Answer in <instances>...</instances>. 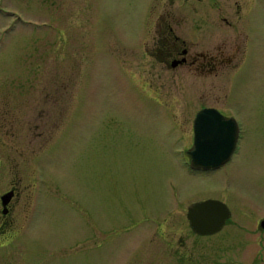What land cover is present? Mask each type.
<instances>
[{"label": "rangeland", "instance_id": "obj_1", "mask_svg": "<svg viewBox=\"0 0 264 264\" xmlns=\"http://www.w3.org/2000/svg\"><path fill=\"white\" fill-rule=\"evenodd\" d=\"M176 3L0 0V197L13 184L25 191L12 236L0 241V264H155L165 239L138 249L133 218L141 223L140 205L155 211L158 203L162 221L171 175L185 177L179 191L191 197L171 206V230L206 256L192 264H264V231L255 229V217L264 219V0H248V32L239 35L223 24L200 42L191 22L196 46L237 43L250 49L248 65L217 84L193 79L158 93L135 77V57L153 44L152 14L193 13ZM202 106L242 115L247 130L232 163L190 178L167 150L191 144ZM205 197L227 203L233 217L200 237L187 225L186 203Z\"/></svg>", "mask_w": 264, "mask_h": 264}, {"label": "flooded vegetation", "instance_id": "obj_2", "mask_svg": "<svg viewBox=\"0 0 264 264\" xmlns=\"http://www.w3.org/2000/svg\"><path fill=\"white\" fill-rule=\"evenodd\" d=\"M159 1L162 6H174L177 1L184 2L181 6H188V10L193 12H182L174 13L170 9H166L165 12H156L152 14L150 30L153 27L155 35L152 38V45L146 47L145 49H137L140 51L142 57H135V59H140L139 63H136L138 72L135 73V77L141 80L142 83L153 87L158 93H162L163 87L174 86V85H189L191 80L200 81L202 84L212 83L217 84L222 77L226 76L231 70L243 69L249 64L248 56L250 55V49H241L239 44L235 43L233 47H230L223 43H217L215 45L209 46L207 48H199L195 45L193 37L196 35L194 30H192L191 22H199V31L201 32V41L207 42L205 34L209 32L212 34L214 29L219 25H225L232 29L233 34H240L242 31L248 32L247 28L249 26V21L251 16L249 13V3L248 0H156ZM157 11L160 10L161 6L156 7ZM187 23V24H185ZM198 28L196 25L193 29ZM248 36V34L246 33ZM247 51V53H246ZM246 54V56H245ZM245 61L243 63V59ZM234 73V74H235ZM238 72L233 77L234 81L239 78ZM241 76V75H240ZM161 91V92H160ZM161 96L160 94H158ZM207 108L217 109L227 120L233 119L238 129V139L235 149L230 157V159L220 168L204 170L195 169L192 167L193 155L192 153L196 149V120L198 115ZM186 112V111H185ZM170 118V116H168ZM247 130V125L245 119L242 115H232L228 114L226 111L215 108L213 106H202L192 119V135L191 144L185 145L182 148H176V141L167 150V153H171L176 156L177 160L181 164V168L185 169V174L187 177H195L196 175L206 176L213 173L216 170H222L227 165L232 163L236 155L239 153L240 148L243 146L244 131ZM170 131H177V127H172ZM180 131V130H179ZM172 150V151H170ZM175 152V153H174ZM165 184L166 193L163 198H166L169 194L167 201L168 209L164 213L162 221L157 218L160 217L158 214L160 206H158V201L160 197L156 199L154 205L155 211L149 206L141 207L143 211L141 223H136L137 219L133 218V222L136 225V237L138 249H144L146 247V242L149 241L147 250L151 249L153 242L158 236H162L165 239L164 243L157 244L155 247V264H192L193 262L200 261L201 258L205 259L206 256L203 255L202 250H196L195 246L190 243L183 235L178 237V232L171 230L175 223H170V218L174 213L177 212L175 207L171 206L179 204L183 201L190 199V196H185L180 193L182 177L177 175L176 177L171 175L167 177ZM189 180H184L183 183H187ZM168 190V191H167ZM7 193H12L11 200L7 207L2 204V196ZM20 184H13L7 192L1 195V206L0 209V241L8 239L12 236V231L14 229L13 214L16 207V203H19L23 194ZM158 195V194H156ZM28 196V195H27ZM29 197V196H28ZM196 197V196H193ZM146 199L138 197L139 202L145 203ZM207 200H218L227 205L230 215L226 220L223 228L214 234H200L192 226L191 220L189 218V208L195 204ZM153 202V201H152ZM160 203V202H159ZM148 204V203H146ZM152 209V213L150 212ZM171 210V212H170ZM151 213L149 216H145ZM168 216H167V215ZM171 215V216H170ZM149 217V218H146ZM233 217V209L224 201L217 198L205 197L203 199H198L194 201H189L186 203V218L188 220L187 225L191 231H193L197 236H213L220 233L223 229L231 222ZM255 217V229L259 227L264 231V219H258ZM146 221V226H145ZM147 222L149 224H147ZM119 229V233L123 230ZM175 228H178L175 226ZM150 229L153 232H150ZM167 230V231H166ZM117 232V233H118ZM150 238L149 240H147ZM144 241V242H143ZM151 242V244H150ZM131 245H135V241L131 239ZM144 243V244H143ZM122 247L123 245L119 243ZM127 245V242H126ZM145 250V249H144ZM143 250V251H144ZM201 254V255H199Z\"/></svg>", "mask_w": 264, "mask_h": 264}, {"label": "water", "instance_id": "obj_3", "mask_svg": "<svg viewBox=\"0 0 264 264\" xmlns=\"http://www.w3.org/2000/svg\"><path fill=\"white\" fill-rule=\"evenodd\" d=\"M233 119L227 120L217 109H204L196 120V149L192 153L195 169H218L231 157L238 139V129ZM12 193L2 196L7 207ZM226 204L218 200L195 203L189 208L193 228L200 234L220 231L229 218ZM264 226V223H263Z\"/></svg>", "mask_w": 264, "mask_h": 264}]
</instances>
